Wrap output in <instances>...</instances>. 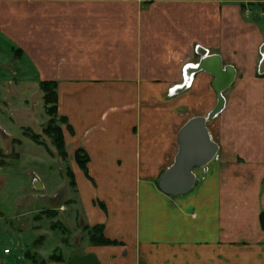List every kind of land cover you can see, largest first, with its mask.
Returning a JSON list of instances; mask_svg holds the SVG:
<instances>
[{
    "label": "crops",
    "instance_id": "0c3cea01",
    "mask_svg": "<svg viewBox=\"0 0 264 264\" xmlns=\"http://www.w3.org/2000/svg\"><path fill=\"white\" fill-rule=\"evenodd\" d=\"M251 2L0 0V66L17 51L36 78L57 83L67 153L88 156L86 172L72 164L83 221L118 242L93 251L100 264H264L260 224L261 234H236L264 211V23ZM199 48L235 78L206 124L218 149L194 170L198 187L168 196L156 180L180 128L217 101L209 74L183 72Z\"/></svg>",
    "mask_w": 264,
    "mask_h": 264
},
{
    "label": "rangeland",
    "instance_id": "374dc122",
    "mask_svg": "<svg viewBox=\"0 0 264 264\" xmlns=\"http://www.w3.org/2000/svg\"><path fill=\"white\" fill-rule=\"evenodd\" d=\"M252 1L249 5L261 12L264 23V6ZM12 57L0 66V246L11 249L12 262L26 259L36 264H74L73 254L97 250L100 244L95 241L103 232L83 221L72 169L75 157L68 155L65 142L64 154L56 149L45 133L49 117L39 87L44 80L18 61L17 52ZM176 85L167 90L166 101L177 96L171 94ZM260 186H264V178ZM261 189L258 211L264 208ZM239 210L236 208V214ZM255 213L245 216L244 223H236V234H261ZM194 252L196 259L198 252Z\"/></svg>",
    "mask_w": 264,
    "mask_h": 264
},
{
    "label": "water",
    "instance_id": "95a60500",
    "mask_svg": "<svg viewBox=\"0 0 264 264\" xmlns=\"http://www.w3.org/2000/svg\"><path fill=\"white\" fill-rule=\"evenodd\" d=\"M264 6V0H256ZM202 48L198 50V62L189 66L187 76L204 72L212 77V88L217 97L214 108L205 117H192L180 128L177 134V152L173 162L156 180L158 189L168 196L187 194L195 182L194 170L205 167L216 155L217 145L211 141L206 124L218 115L224 107L223 92L233 83L235 69L223 65L218 54H208ZM186 81V78L184 82ZM259 224L264 230V211L259 214ZM74 264H100L92 252L72 255Z\"/></svg>",
    "mask_w": 264,
    "mask_h": 264
},
{
    "label": "trees",
    "instance_id": "16d2710c",
    "mask_svg": "<svg viewBox=\"0 0 264 264\" xmlns=\"http://www.w3.org/2000/svg\"><path fill=\"white\" fill-rule=\"evenodd\" d=\"M39 87L43 95L44 111L49 117L45 133L51 138L54 147L64 154V138L61 125H67V119L58 114L57 83L55 81H40ZM74 157L80 169L86 172V164L89 160L87 154L82 149H77L74 153ZM93 228L103 232L102 226H94ZM92 241H95V239H92ZM115 241L116 240L106 238L103 234L101 238H97L95 242L100 245H108L114 244Z\"/></svg>",
    "mask_w": 264,
    "mask_h": 264
},
{
    "label": "built area",
    "instance_id": "2783aa9c",
    "mask_svg": "<svg viewBox=\"0 0 264 264\" xmlns=\"http://www.w3.org/2000/svg\"><path fill=\"white\" fill-rule=\"evenodd\" d=\"M263 62H264V56H262V59H261V66L263 67V71L262 72H264ZM194 65H190V66H194ZM186 67H188V65H186L184 67V69H183L184 73H185ZM184 77H185V75H184ZM192 78H193V76H192ZM192 78H191V80H192ZM12 255L13 254H12L11 249L9 247L0 246V264H14V262L9 260V257L12 256Z\"/></svg>",
    "mask_w": 264,
    "mask_h": 264
},
{
    "label": "bare ground",
    "instance_id": "6f19581e",
    "mask_svg": "<svg viewBox=\"0 0 264 264\" xmlns=\"http://www.w3.org/2000/svg\"><path fill=\"white\" fill-rule=\"evenodd\" d=\"M264 56V55H263ZM263 65H264V62H263ZM188 81V80H187Z\"/></svg>",
    "mask_w": 264,
    "mask_h": 264
}]
</instances>
